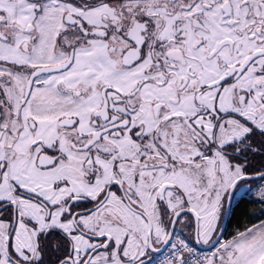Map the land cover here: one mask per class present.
Masks as SVG:
<instances>
[{"label":"snow or ice","instance_id":"1","mask_svg":"<svg viewBox=\"0 0 264 264\" xmlns=\"http://www.w3.org/2000/svg\"><path fill=\"white\" fill-rule=\"evenodd\" d=\"M0 264H264V0H0Z\"/></svg>","mask_w":264,"mask_h":264}]
</instances>
